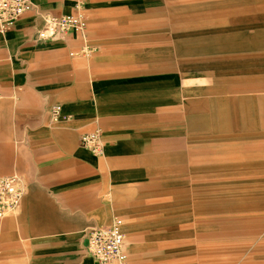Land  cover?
<instances>
[{
	"label": "crops",
	"instance_id": "1",
	"mask_svg": "<svg viewBox=\"0 0 264 264\" xmlns=\"http://www.w3.org/2000/svg\"><path fill=\"white\" fill-rule=\"evenodd\" d=\"M29 1L35 10L0 34V179L18 176L24 189L19 208L0 220V264H97L88 254L85 234L119 218L110 222L109 188L154 176L157 124L165 129L156 115L158 106L171 114L170 133L180 130L186 119L187 130L198 135L215 116L223 126L239 130L235 135L257 131L256 103L263 104L264 95H235L264 93V0H146V14L132 17L133 29L142 27L147 48L149 42L153 45L149 52L142 49L146 59L132 62H116L112 50L86 56L84 49L90 47L74 34L47 41L38 34L46 28L44 16L84 13L86 40L90 35L95 48V31L123 23L124 13H138L141 0ZM199 21H210L214 27L199 29ZM241 23L246 28L259 25L246 30ZM175 67L208 74L214 85L225 84L219 88L227 89L219 93L212 88L205 94L228 96L211 99L208 112L193 103L186 106L185 116L180 115L178 92L171 85L181 83L183 76L171 73ZM226 74L236 75L214 80ZM56 105L62 106V118L54 124L51 109ZM188 109L198 120L189 117ZM98 129L105 144L101 156L80 143ZM225 131L215 133L207 145H192L196 174L231 170L249 177L264 175V134L239 140ZM179 145L177 138L171 146ZM181 158V153H171V160ZM184 222L177 221L181 228ZM233 227L222 226L220 234L231 238L261 233L258 224L244 231ZM188 244L191 241L184 240L176 246ZM248 245H239L230 262L209 258L216 264H234ZM261 250L264 241L243 264H264Z\"/></svg>",
	"mask_w": 264,
	"mask_h": 264
},
{
	"label": "rangeland",
	"instance_id": "2",
	"mask_svg": "<svg viewBox=\"0 0 264 264\" xmlns=\"http://www.w3.org/2000/svg\"><path fill=\"white\" fill-rule=\"evenodd\" d=\"M146 2V0L140 1L142 9L139 8L138 13H134V15L124 13L123 23L118 21L112 24L113 26H108L107 29L101 26L99 31H95L100 35H97L99 46L92 48L90 35H88L86 42L90 48L85 47L84 55L91 57L112 50L116 53L114 56L116 62L146 59V54L142 49L149 52L148 50L152 49L153 41L148 43L149 48H147L143 40L145 34L142 32V27L140 31L133 29L136 26L134 22L136 18H132H142L146 14L143 9ZM123 9L126 10V7ZM244 24L241 23L239 27L246 28ZM213 25L214 23L210 21H199V29H210L214 27ZM251 25L253 26L247 27L246 30H250L248 28L255 30L257 29L256 25L259 24ZM104 32H110L114 36L103 37L102 33ZM136 49L140 51L136 52ZM214 67L219 69L218 66ZM241 69L243 70V68ZM174 70L171 73L183 76L181 83L171 85L172 88L177 89L180 109L184 110L177 113L182 116H185V108L190 104L199 103V106L208 112L211 99L228 96L205 94L212 88L219 90L216 92L220 93L221 90L227 88L219 87H227V85L217 83L214 85L209 80L208 74L202 71H185L180 67H175ZM223 72L224 70L221 73ZM233 75L216 76L214 80L233 78ZM241 85L243 86V84ZM261 95L264 93H245L235 96L258 97ZM158 107L164 109L162 105ZM160 108L156 110V115L161 117L160 123L165 125V129L158 128L159 124H157L154 176L141 183L109 188L108 191L107 206L110 222L113 218L119 217L125 224L128 264H216L217 262L212 261L209 256L224 258L230 262L234 258L235 252L240 251L239 245L248 243L249 247L243 252L242 258L234 263L243 264L257 246L264 241V175L260 173L249 177L243 172L236 173L231 170L221 172L222 175L213 174L212 176H205L203 172L199 171V175H197L191 162L193 155L190 153V148L192 145H207L215 133L228 130L225 132L233 134L234 131L238 132L239 130L233 129V126H223L222 120L215 116L210 127L199 128L198 135L187 130L186 119L182 122L180 130L170 133L167 127H169L171 114L161 111ZM256 109L258 114L257 131L255 133H251L252 131L243 132L252 134L251 136L233 134L234 139L248 140L252 136L260 138V136H255L259 133L263 138L264 103L257 102ZM188 112L189 117L198 120L191 109H188ZM199 124H203L201 117H199ZM174 133H176L175 136ZM177 138L181 140V145L171 146ZM173 152L181 153V161L170 159ZM250 215H254L253 219L249 218ZM215 217H221V219L214 220ZM179 218L185 220L183 228L177 223ZM230 224L234 225L233 228L238 226L236 230L242 231L255 228L258 224L261 226V233L258 237L237 235L226 238L220 234V231L222 226L228 225L229 227ZM184 240L191 241V244L183 247L176 246ZM261 251L264 252V250Z\"/></svg>",
	"mask_w": 264,
	"mask_h": 264
},
{
	"label": "built area",
	"instance_id": "3",
	"mask_svg": "<svg viewBox=\"0 0 264 264\" xmlns=\"http://www.w3.org/2000/svg\"><path fill=\"white\" fill-rule=\"evenodd\" d=\"M34 10L35 5L29 0H0V34L13 29L25 14ZM43 19L46 28L39 32L40 40L64 39L74 34L86 41L88 22L83 14L63 17L48 15ZM61 118L62 106L56 105L51 109V120L57 124ZM80 143L96 155L104 154L105 144L100 129L82 137ZM23 196V184L18 176L0 179V220L19 208ZM85 236L88 254L97 264H128L122 219L115 218L109 227L92 228Z\"/></svg>",
	"mask_w": 264,
	"mask_h": 264
}]
</instances>
